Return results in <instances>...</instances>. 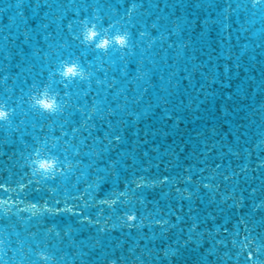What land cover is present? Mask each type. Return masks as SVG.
<instances>
[{
    "label": "water",
    "instance_id": "obj_1",
    "mask_svg": "<svg viewBox=\"0 0 264 264\" xmlns=\"http://www.w3.org/2000/svg\"><path fill=\"white\" fill-rule=\"evenodd\" d=\"M0 264H264V0H0Z\"/></svg>",
    "mask_w": 264,
    "mask_h": 264
}]
</instances>
